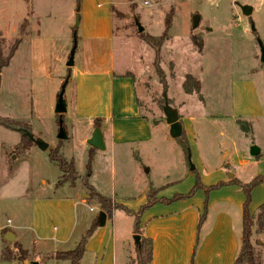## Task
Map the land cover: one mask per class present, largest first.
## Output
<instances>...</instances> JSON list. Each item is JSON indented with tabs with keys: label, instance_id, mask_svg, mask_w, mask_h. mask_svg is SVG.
<instances>
[{
	"label": "rangeland",
	"instance_id": "374dc122",
	"mask_svg": "<svg viewBox=\"0 0 264 264\" xmlns=\"http://www.w3.org/2000/svg\"><path fill=\"white\" fill-rule=\"evenodd\" d=\"M77 1L76 47L73 65L68 67L66 62L73 44ZM241 6L251 7V14L244 15ZM166 16L170 17L171 26L156 54V42L149 45L145 36L154 39L161 36ZM193 16L199 17L197 27H192ZM134 17L143 27L142 32L137 31ZM111 22V48L116 70L129 74L134 80L142 114L150 124L154 126L155 122L165 118V101L172 109L185 101L186 111L190 114L194 113L196 106L203 107L207 115L220 114L224 108L226 111L235 108L238 117L246 119L251 126L246 133L238 131L235 150L238 155L231 164V171L247 182L259 174L264 176V63L260 61L257 42L259 39L264 44V0H0V62L6 60L14 40L28 35L27 43L23 45L27 62L22 80L28 88L31 106L26 121L18 120L26 124L34 138L48 144L42 150L27 135L25 139L17 131L0 125V225L7 222L4 232L15 235L11 242L2 239L0 253L4 257L10 256L5 252L8 250L21 260V250L25 254L24 260L31 261L27 264L34 262L32 248L26 243L32 242L28 222L33 198L74 194V200L78 202L75 248L101 210L96 199L79 202L85 192L89 197L84 183L92 185L102 195L115 193L117 197L132 199L146 184L168 183L182 175L181 165L185 163L182 139H162L159 128L155 129L150 142L132 148L116 147L111 152L82 143L79 133L74 140H69L74 94L72 76L97 49L80 39L81 29L84 25L91 31L95 24L102 28ZM12 73L10 64L0 69L4 95L14 86ZM187 74L200 80L198 93L184 94L183 83ZM66 77L63 95L66 112L62 115L66 138L60 140L57 138L58 115L54 108ZM252 83L257 100L242 103V87ZM237 98L239 104L241 102L240 112L238 106H234ZM258 107L260 117L254 119L246 115ZM217 120L219 118L211 117L206 129L208 146L213 151L222 139L219 133L223 128L222 121ZM202 128V125L197 126L196 137L202 135ZM28 140L31 143H27ZM251 145L259 148L258 156L249 154ZM56 146L60 147L59 153L67 161L73 162V172L62 175L58 166L50 161L49 150ZM187 156L192 164L190 153ZM242 159L247 162L240 165ZM60 179L61 184H57ZM66 179L65 183L76 182L74 192L67 189ZM110 204V210L116 209V204L111 201ZM54 221V217H50L48 224L51 226ZM133 221V216L116 210L112 221L108 219L104 226L97 227L112 233L114 224L117 264H138ZM253 231H260L256 214L253 215L250 241L255 253L262 252L260 244L257 245L260 235H253ZM262 234L261 241L264 242V231ZM68 251H57L50 256L55 258ZM142 261V264H148L146 256ZM94 263L90 252H85L78 261V264ZM0 264L11 263L0 261Z\"/></svg>",
	"mask_w": 264,
	"mask_h": 264
},
{
	"label": "crops",
	"instance_id": "0c3cea01",
	"mask_svg": "<svg viewBox=\"0 0 264 264\" xmlns=\"http://www.w3.org/2000/svg\"><path fill=\"white\" fill-rule=\"evenodd\" d=\"M89 30L88 26L83 25L80 39L97 49L93 50L90 58L85 60L86 63L72 76L74 94L68 130L69 140H74L76 133H79L81 142L86 143L93 128L99 127L103 136L104 151L111 152L116 147L132 148L134 145L150 142L156 128H159L158 132L162 139L171 137L165 118L155 122L154 126L150 124L149 119L142 114L134 80L129 74L116 70L111 48L112 22L111 25L102 26V28L95 24L94 29ZM27 38L28 35H24L20 39L8 63L13 68L12 91L4 95L0 85V117L25 120L30 113L28 88L22 80L26 75L24 68L27 56L23 45L27 43ZM252 85L253 83L242 87V103L257 100ZM239 100L237 98L234 105L238 106V112L241 105ZM173 109L181 123L184 137L181 132V135L175 139L181 138L186 142L192 159V168L186 159L188 156L184 153L185 163L181 165L182 175L175 181L146 184L132 199L117 197L115 193L109 196L97 193L109 198L112 204L122 205L135 213L133 232L138 231L140 236L151 242L149 264H234L240 249L242 211L245 201L241 185L246 184L247 179L237 177L235 172L231 171L233 169L231 164L238 155L235 152L238 146V131L240 129L242 132H248L250 122L238 117L235 108L229 111L224 108L220 114L207 115L203 107L196 106L194 113L190 114L186 111L185 101H181L180 105ZM260 113L258 107L257 110L246 115H251L255 119L261 116ZM209 117L219 118L217 121L221 120L223 125L219 132L222 137L221 143L218 146L215 145L214 151L209 149L206 133ZM94 118L100 119L99 126H95ZM201 125L204 127L201 131L202 135L196 137L197 126ZM243 127L244 130H248L244 131ZM69 150L73 153V150L70 148ZM239 162L241 165L247 161L242 159ZM235 181L237 184L232 183ZM196 183L200 187L191 195H187ZM219 183H221L220 186L212 188ZM65 184L69 185L68 190L74 192L76 182ZM153 192L158 200L138 213L140 207L146 204L148 195ZM177 195L184 196L174 199ZM88 198L85 192V197H82L79 202L86 203L89 201ZM263 203L264 182H261L250 192L248 205L250 215L256 214L258 207ZM30 204L32 210L28 230L32 242L26 241V243L32 248L33 261L36 264H71L67 259H56L50 255L57 251L74 249V230L78 223V202L74 200V194H53L45 198H33ZM98 206L100 208L99 203ZM89 210H92V207H89ZM116 210L121 209H112L111 214L106 215L104 225L108 219L112 221ZM50 217L56 220L51 226L48 224ZM6 223L0 225V243L2 239L5 240L3 236L6 232L4 229L7 228ZM97 227L101 226L97 225L87 239L83 254L90 252L94 258V264H117L114 224L111 227L112 233ZM262 231H264L263 228L255 231L256 233L253 231V235L257 233L260 235L257 245L260 244L259 248L262 252L256 253L261 264H264ZM17 249L19 251V248ZM5 252L10 253V256L4 257L0 253L1 262L11 264L31 262L29 260L25 263L26 260L17 259L11 255L10 251Z\"/></svg>",
	"mask_w": 264,
	"mask_h": 264
},
{
	"label": "trees",
	"instance_id": "16d2710c",
	"mask_svg": "<svg viewBox=\"0 0 264 264\" xmlns=\"http://www.w3.org/2000/svg\"><path fill=\"white\" fill-rule=\"evenodd\" d=\"M78 3L79 2L77 1L76 5H75V7L77 8L76 9V16H78V14H77L78 8H79ZM164 23H165V30L162 33V35L159 36L157 39H154V37L150 36V35L145 36V40L149 45H153L154 42H156V48H155L156 54L158 52L159 44L162 42L163 38L166 37L167 30L171 26L170 17L166 16ZM72 32L75 35L76 27L72 28ZM20 39H21L20 37L17 38L16 40L13 41L12 45H10V47L8 49V54H7L6 60L0 62V69L3 66H6L8 64L9 59L12 57L14 51L16 50V48L18 47V44L20 43ZM0 60H1V50H0ZM64 80H65V78H63L62 83H64ZM189 83H191V84H189ZM66 84H67V81H66ZM183 90L186 94L198 93L200 90L199 80L194 79L192 75L187 74L185 76V81L183 83ZM62 115H64V114H62ZM62 115H61V118H62ZM99 121H100L99 118H94L95 126H99ZM0 125L7 128V129L17 131L21 136H24L25 139L27 138L25 136L24 130L29 131V129L23 121L0 117ZM244 129L245 128L243 127V130ZM247 130L248 129H246L244 131H247ZM182 137H183V131H182ZM27 143H31V142H29V140H28ZM182 144H183L184 152L186 153V155H188L189 149H188V146L184 140L182 141ZM59 149H60V147L56 146V147H53L49 150L48 157H49L50 161L54 162L58 166L62 175H63V173L68 172V171L73 172L74 171L73 162L67 161L59 153ZM256 156H258V155H256ZM66 181H67V179L64 180V182H66ZM231 181H233V180H231ZM261 182H264V176L258 175V176H255L254 178H252L246 184L241 185L243 192H244V195H245V201L243 203V211H242L243 223H242V233H241V238H240V249H239L238 255L235 259L234 264H238L240 262H241V264H261L260 258L258 256V254L254 252L253 246H252L251 241H250L251 227L253 225V216L250 215V213L248 211V205L250 202V192H251L253 187H255L257 184H259ZM232 183L237 184L236 181L232 182ZM57 184H61V179L57 181ZM84 185L87 188V191H89V199L90 200L96 199L97 202L99 203V205L101 206V211H103L106 215L111 214L112 210H110V207H111L110 199L105 197V196H101L100 194H98L97 191L93 187H91L89 184L84 183ZM220 185H221V183L216 184V185L212 186V188L218 187ZM199 187H200V185L196 183V185H194L192 187V189L189 191V193L187 195H191ZM183 196L184 195H177V196H174V199L175 198H182ZM157 200L158 199L155 197V192L148 195V200H147L146 204L140 207L138 213H141L145 208L149 207L151 204L155 203ZM115 207H116V209L119 208V209L123 210L125 213L130 214V215L135 217V213L128 210L126 207L119 205V204H116ZM256 215H257V220L259 221L260 229L264 228V203L258 207ZM135 220H136V224H137V217L135 218ZM97 225H98V216L96 217V220L90 224V227L85 232L84 236L79 240V242L77 243V245L75 246L74 249H72L68 252H65V253L57 254L55 258L56 259H67L70 261L71 264H77L78 261L80 260L81 256H82L84 250H85V245H86L87 239L92 235V233H93V231ZM134 233L139 234L138 231H135ZM19 250H20V248H19ZM136 252H137V257H138V264H142V262H143L142 257L143 256H146L147 263L149 264L150 259H151V242H150V240L143 237V236H140L139 245L136 246ZM19 257L21 260L25 258V254H23L21 250H20Z\"/></svg>",
	"mask_w": 264,
	"mask_h": 264
},
{
	"label": "water",
	"instance_id": "95a60500",
	"mask_svg": "<svg viewBox=\"0 0 264 264\" xmlns=\"http://www.w3.org/2000/svg\"><path fill=\"white\" fill-rule=\"evenodd\" d=\"M241 12L248 16L251 14L252 12V8L249 6H241ZM133 21L136 25L137 31L138 32H142L143 31V27L141 26L138 18L134 17ZM78 22H79V18L78 16H76L75 18V24L74 27L78 26ZM199 24V17L198 16H193L192 17V27H197ZM258 46H259V51H260V61L262 63H264V44L258 39ZM75 47H76V38L75 35H73V44L72 47L69 50V55H68V59L66 62V65L68 67L73 65V56H74V52H75ZM66 81H67V77L64 80V83L61 85L60 90L57 94V98H56V103H55V108H54V113L57 114L58 117V134H57V138L62 140L66 138V135L64 133V129L62 126V118L61 115L64 114L66 112V105L63 99V95H64V88L66 85ZM163 112L165 114V121L166 123L169 125V135L172 138H177L181 135L182 132V126L180 121L178 120V116L176 114V111L174 109H172L168 103L165 101L164 102V107H163ZM25 135H27L29 137V139L31 140L32 143H34L35 145H37L40 149L45 150L48 147V144L37 140L36 138H34L29 131L24 130ZM86 143L90 146L93 147L95 149H99V150H104L105 146H104V141H103V136L101 133V130L99 127H94L90 137L86 140ZM259 153V148L256 145H251L249 148V154L251 156H256ZM190 167L192 168V164H190ZM105 218H106V214L103 211H100L98 213V225L102 226L104 225L105 222ZM4 239L7 241H13L14 240V235L10 232V231H6L4 233ZM133 240L136 246L139 245V241H140V235L139 234H133ZM25 263H27L25 261ZM31 264H36L35 262L31 263Z\"/></svg>",
	"mask_w": 264,
	"mask_h": 264
}]
</instances>
